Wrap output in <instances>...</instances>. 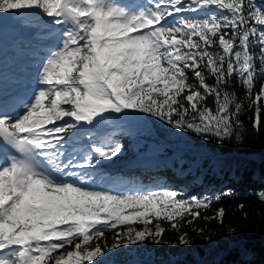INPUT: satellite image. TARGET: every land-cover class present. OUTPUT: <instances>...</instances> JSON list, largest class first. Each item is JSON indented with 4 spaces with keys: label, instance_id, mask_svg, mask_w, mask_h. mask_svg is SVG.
I'll return each instance as SVG.
<instances>
[{
    "label": "snow or ice",
    "instance_id": "snow-or-ice-1",
    "mask_svg": "<svg viewBox=\"0 0 264 264\" xmlns=\"http://www.w3.org/2000/svg\"><path fill=\"white\" fill-rule=\"evenodd\" d=\"M19 10L42 12L63 31L38 73L44 87L24 111L14 117L0 102V264H92L103 254L106 229L142 222L143 230L123 232L127 244H136L163 235L159 223L148 227L153 218L176 228L177 217L197 218L210 207L167 190L117 195L90 188L84 170L117 156L122 145L96 144L73 157L63 151L71 137L62 134L95 127L106 113L126 120L143 113L204 138L240 141L235 130L245 105L228 91L233 79L244 85L258 131L264 85L254 89L257 76L264 77V9L255 0H149L137 7L119 0H0V12ZM185 12L197 15H176ZM66 246L72 250L60 253ZM119 246L117 239L112 247Z\"/></svg>",
    "mask_w": 264,
    "mask_h": 264
},
{
    "label": "trees",
    "instance_id": "trees-1",
    "mask_svg": "<svg viewBox=\"0 0 264 264\" xmlns=\"http://www.w3.org/2000/svg\"><path fill=\"white\" fill-rule=\"evenodd\" d=\"M255 3L264 9V0H255ZM196 15L187 12L185 17ZM208 82L213 83L211 79ZM262 85L264 77L258 75L254 91H259ZM228 91L235 92L245 105L239 115L241 127L235 130V134L242 137L240 141L234 137L223 142L210 135L204 138L141 113L137 116L149 127L145 136L156 140L159 147L145 149L132 141L130 147L125 148L128 155L141 151L168 153L179 146L192 149L180 152L182 165L177 170L182 175L177 180L189 183L196 177L198 182L193 181L184 191L175 192L176 180L167 186L164 173L157 185L166 186L185 202L210 201V207L199 209L197 218L187 213L183 218L177 217L173 221L176 228L167 220L153 218L148 227L159 223L165 230L163 235L150 236L136 244H127L123 232L128 227L143 230L142 222L106 229L100 241L103 254L94 258L92 264L97 261L99 264H264V201L260 199L264 193V122L258 131L254 129V111L248 106L245 88L239 79L229 81ZM207 104L213 107L211 98ZM135 135L144 137L139 132ZM221 209L224 211L222 220L218 218ZM117 233L121 235L118 237ZM181 237L187 242L181 243ZM117 239L121 246L112 247ZM229 239L233 242L229 243ZM95 243L94 240L90 247L94 248ZM70 250L71 246H66L59 252ZM52 255L55 257L57 253Z\"/></svg>",
    "mask_w": 264,
    "mask_h": 264
},
{
    "label": "rangeland",
    "instance_id": "rangeland-1",
    "mask_svg": "<svg viewBox=\"0 0 264 264\" xmlns=\"http://www.w3.org/2000/svg\"><path fill=\"white\" fill-rule=\"evenodd\" d=\"M0 14H8V13H4V12H0ZM177 17L182 16L183 13L181 14H176ZM200 15H203V13H200ZM169 22H172V18H169ZM33 44V43H32ZM24 45L19 44L16 46L15 49V54L13 57H11L10 62L5 66L6 69H10V67H13L19 63V61H26L28 60L29 56L27 51L24 50ZM12 68V69H13ZM107 114V113H106ZM107 117H109V120L111 121V134L113 135V137H115L117 143L122 145V151L121 153H119L117 156L112 157L110 160H106V161H101V162H96L95 166H94V174L98 175L97 179L99 178V176H102L103 179L106 181V183L108 185L113 184L115 186V182L113 180H117L120 181L122 179H124L125 177H129L132 178L133 175H130L129 173H126V175H124V171L122 170L124 169L123 167H113V168H109V166L113 165L114 163H118V162H122L123 160H125V158H128L129 155L126 154V150L125 148L130 147V143L133 142H138V144H140L142 147L145 148H151L157 145V143L154 140H148L146 137L144 138H137L134 137L135 136V132H139L141 134H143L145 136V133L147 131V127L146 125L138 119V117H136V119L133 120H126L125 122L122 121L121 118H119V114H107ZM67 122L72 123L73 121H71V119H65ZM70 133V132H67ZM133 139V140H132ZM69 143V142H67ZM71 143V142H70ZM158 148V147H156ZM178 163H182V158L178 157ZM123 174L124 177L117 179L118 175ZM134 179V178H132ZM180 181V179H179ZM193 181L198 182L196 177H193ZM193 181H190L189 183H185L184 180H181L180 182L182 183L181 187H178V189H176V191L181 192L185 190V186L187 184L192 183ZM140 181H137L135 179V183ZM149 181L146 182V184H148ZM177 184V182H175ZM194 183V182H193ZM134 210L133 209H128L126 210L125 214H130L132 213Z\"/></svg>",
    "mask_w": 264,
    "mask_h": 264
},
{
    "label": "bare ground",
    "instance_id": "bare-ground-1",
    "mask_svg": "<svg viewBox=\"0 0 264 264\" xmlns=\"http://www.w3.org/2000/svg\"><path fill=\"white\" fill-rule=\"evenodd\" d=\"M126 1V4H129V0H125ZM4 15H6V14H0V17L1 16H4ZM26 26H28V25H26ZM32 38H34V39H41V37L40 36H33V34H32ZM24 47V46H23ZM0 76L2 77V79L6 76L5 75V72H0ZM0 83H3V80H0ZM105 116L107 117V114H105ZM108 119H109V117H107ZM65 119H67V118H65ZM68 119H70V118H68ZM122 119V118H121ZM122 121L123 122H125L126 121V119H122ZM65 121H59L58 122V124H63ZM49 127H52L51 125L49 126ZM63 136H65L66 138H68V137H71L70 139H68V142H70V140H72V136H71V133H67V132H65V133H63L62 134ZM73 144L71 145V146H75L76 144H75V142H72ZM67 146H70V145H68L67 144ZM71 151V150H70ZM64 152H68L67 151V149H64ZM116 168H117V166H116ZM92 169H95L94 167L92 168ZM91 168L90 169H86L85 171H87L88 173H90L91 174V170H92Z\"/></svg>",
    "mask_w": 264,
    "mask_h": 264
}]
</instances>
